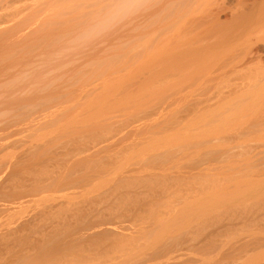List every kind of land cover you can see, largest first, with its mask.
Returning a JSON list of instances; mask_svg holds the SVG:
<instances>
[{"label":"bare ground","instance_id":"obj_1","mask_svg":"<svg viewBox=\"0 0 264 264\" xmlns=\"http://www.w3.org/2000/svg\"><path fill=\"white\" fill-rule=\"evenodd\" d=\"M262 57L264 0H0V264H264Z\"/></svg>","mask_w":264,"mask_h":264},{"label":"rangeland","instance_id":"obj_2","mask_svg":"<svg viewBox=\"0 0 264 264\" xmlns=\"http://www.w3.org/2000/svg\"><path fill=\"white\" fill-rule=\"evenodd\" d=\"M261 62H262V64L264 65V57H262ZM256 141H257V139H256ZM249 142H250V141H249ZM249 144H251V142H250ZM252 144H253V142H252ZM257 144H258V142H257ZM257 144H256V145H257ZM253 145H254V144H253ZM258 147H260V146L257 145L256 149H260V148H258ZM263 153H264V152H263ZM260 154H261V155H260ZM260 154H259L260 157H259L258 155L256 156V158L259 157V158H257V159H258L257 161H260V160H261V162H257V161H256V162L258 163V164H256V167H257V168H258V167L261 168L259 165L262 164V161H263V159H264L263 156H262L263 154H262V153H260ZM261 156H262V157H261ZM261 158H263V159H261ZM259 159H260V160H259ZM259 163H260V164H259ZM263 163H264V162H263ZM257 165H258V166H257ZM262 167H264V166L262 165ZM242 241H243V239H241V242H242ZM238 242L241 243L240 241H238ZM239 243H238V244H239ZM235 244H236V245H232V247H231L232 249H231L230 246L228 245L229 247L227 246V247H226V250H227V251L230 250V249L233 250V246H235L234 248H236V246H237V243H235ZM229 248H230V249H229ZM224 249H225V248H224ZM224 249H223V251L225 252Z\"/></svg>","mask_w":264,"mask_h":264}]
</instances>
